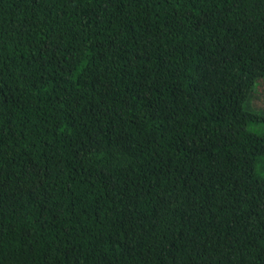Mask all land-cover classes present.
<instances>
[{"label":"trees","instance_id":"1","mask_svg":"<svg viewBox=\"0 0 264 264\" xmlns=\"http://www.w3.org/2000/svg\"><path fill=\"white\" fill-rule=\"evenodd\" d=\"M264 0H0V264H264Z\"/></svg>","mask_w":264,"mask_h":264},{"label":"rangeland","instance_id":"2","mask_svg":"<svg viewBox=\"0 0 264 264\" xmlns=\"http://www.w3.org/2000/svg\"><path fill=\"white\" fill-rule=\"evenodd\" d=\"M249 104L253 109L264 112V79L256 83L254 93L249 98Z\"/></svg>","mask_w":264,"mask_h":264}]
</instances>
